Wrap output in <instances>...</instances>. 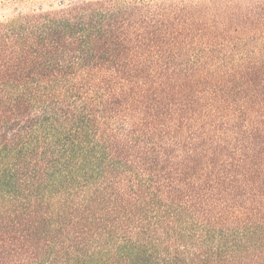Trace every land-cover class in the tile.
Wrapping results in <instances>:
<instances>
[{
    "label": "trees",
    "instance_id": "1",
    "mask_svg": "<svg viewBox=\"0 0 264 264\" xmlns=\"http://www.w3.org/2000/svg\"><path fill=\"white\" fill-rule=\"evenodd\" d=\"M150 2L0 13V264H264V24L202 65Z\"/></svg>",
    "mask_w": 264,
    "mask_h": 264
},
{
    "label": "rangeland",
    "instance_id": "2",
    "mask_svg": "<svg viewBox=\"0 0 264 264\" xmlns=\"http://www.w3.org/2000/svg\"><path fill=\"white\" fill-rule=\"evenodd\" d=\"M73 3H81L83 0H67ZM148 10L150 14H158L162 9L167 10L172 15L181 16L186 23L190 24L189 35L196 32L198 23H206V38H211L214 42L206 52L210 51L211 57L220 55L221 58L230 61H214L201 63L202 65H223L228 66H257L262 62H253L252 57H258L255 51V43L250 40L253 35H258L264 24V0H150ZM6 2V1H5ZM3 4L0 13L5 17L13 16L14 13L24 14L32 17L35 8L41 3L45 10L50 9V5L58 4L59 0H15V3ZM5 5V6H4ZM170 9V11H169ZM172 10V11H171ZM216 16L223 20L222 24L216 25L212 21ZM158 18V15H157ZM186 32V31H185ZM187 33V32H186ZM230 38L235 43L226 45V40ZM223 42V43H222ZM186 65L189 63H180ZM260 142V140L258 141ZM264 196V189H263ZM260 195V194H259ZM261 196V195H260ZM262 196V197H263Z\"/></svg>",
    "mask_w": 264,
    "mask_h": 264
}]
</instances>
